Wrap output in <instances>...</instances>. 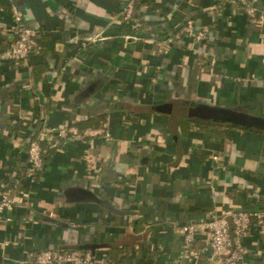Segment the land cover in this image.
Wrapping results in <instances>:
<instances>
[{"label":"crops","instance_id":"1","mask_svg":"<svg viewBox=\"0 0 264 264\" xmlns=\"http://www.w3.org/2000/svg\"><path fill=\"white\" fill-rule=\"evenodd\" d=\"M128 1L0 0V51L15 40L13 5L40 50L0 61V196L14 182L23 194L0 214V264L68 247L91 250V264H190L186 224L205 248L196 264H223L206 248L205 221L264 209V122L204 116L264 120V0H245L253 20L241 0H136L124 21ZM188 20L209 29L205 39L176 36ZM96 34L106 38L88 41ZM103 118L110 138L64 140L36 181L20 177L37 128ZM242 242L240 264H264L256 221Z\"/></svg>","mask_w":264,"mask_h":264},{"label":"built area","instance_id":"2","mask_svg":"<svg viewBox=\"0 0 264 264\" xmlns=\"http://www.w3.org/2000/svg\"><path fill=\"white\" fill-rule=\"evenodd\" d=\"M245 11L251 20L255 19L257 8L252 4L241 0ZM136 9V0H130L121 11V19L128 21L133 19ZM14 23L11 30L14 32L15 40L7 50L0 51L1 60L26 61L32 54L39 53L36 43L38 31L24 24L23 15L16 5L12 6ZM263 18V17H262ZM208 28L197 30L193 20H188L176 33L178 38L183 35L191 36L196 41L205 39ZM106 37L102 34H96L88 41L104 40ZM215 65V59H209V68L212 70ZM56 132V134H55ZM109 120H105L100 126H88L81 129L77 125H67L57 129L43 128L40 136L46 138L51 146L58 147L61 140L102 137L110 138ZM27 169L25 178L31 182L37 180V172L44 166L43 148L38 139L31 140L27 147ZM218 158V155H214ZM22 191L19 189L18 182L4 189L0 196V214L3 209L12 203L23 200ZM256 221L264 231V209L229 210L220 215H213L205 221L208 231L207 249L219 254L223 264H240L244 257L243 237L249 233L250 225ZM181 230L184 233V247L182 257L186 258L190 264H196L202 257L205 248L194 246V239L197 228L193 224L182 225ZM93 253L89 249H80L77 247L42 248L32 253L31 261L33 264H91Z\"/></svg>","mask_w":264,"mask_h":264},{"label":"water","instance_id":"3","mask_svg":"<svg viewBox=\"0 0 264 264\" xmlns=\"http://www.w3.org/2000/svg\"><path fill=\"white\" fill-rule=\"evenodd\" d=\"M204 116L207 118H220L222 120H229L234 123L239 124H255L256 126H259L261 123L264 122L262 118H256V117H242L240 116L236 110L233 111H224V110H205ZM88 197L92 198L94 200L100 201L102 203H107L105 200L99 198L95 193L89 191Z\"/></svg>","mask_w":264,"mask_h":264},{"label":"trees","instance_id":"4","mask_svg":"<svg viewBox=\"0 0 264 264\" xmlns=\"http://www.w3.org/2000/svg\"><path fill=\"white\" fill-rule=\"evenodd\" d=\"M11 61H13V62H15V63H19V62H23V61H19V62H17V61H15V60H11ZM103 121H104V118L101 120V122L98 124V125H96V126H100L102 123H103ZM20 124V129H26V127H27V125H26V123L23 121V122H21V123H19ZM16 127H17V125H16ZM81 128V127H80ZM82 129V128H81ZM55 134H56V132H55ZM34 139H38L39 140V142H40V144H41V146H42V148H43V158H44V166H43V168L41 169V170H39L38 172H37V179H38V177L41 175V173L43 172V170H44V168H45V161H46V157H47V155H48V153L51 151V150H55L57 147H53V146H51V144L49 143V141L46 139V138H42L41 136H40V128H37L36 129V131L34 132V134H32L31 136H29L28 138H27V147H28V145H29V143H30V141L31 140H34ZM61 142H62V140H61ZM26 169H27V165L23 168V170H21L20 172H19V174H20V177L21 178H25V176H26ZM15 183V182H14ZM14 183L12 184V185H14Z\"/></svg>","mask_w":264,"mask_h":264}]
</instances>
